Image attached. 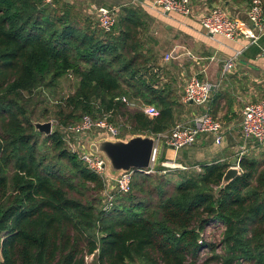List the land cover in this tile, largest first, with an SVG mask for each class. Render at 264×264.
<instances>
[{
  "label": "trees",
  "instance_id": "trees-1",
  "mask_svg": "<svg viewBox=\"0 0 264 264\" xmlns=\"http://www.w3.org/2000/svg\"><path fill=\"white\" fill-rule=\"evenodd\" d=\"M56 1L0 0V264H85L92 253L96 264H264V161L242 157L240 175L224 187L227 163L155 185L136 170L130 192L105 211L103 179L60 131L46 136L56 162L40 152L31 95L68 73L78 84L59 105L63 126L112 110L111 120L125 117L133 134L166 133L176 123L177 100L156 84L140 49L137 11L124 8L105 32L81 25L71 8L59 14ZM209 226L221 229L218 243L199 242Z\"/></svg>",
  "mask_w": 264,
  "mask_h": 264
},
{
  "label": "crops",
  "instance_id": "crops-1",
  "mask_svg": "<svg viewBox=\"0 0 264 264\" xmlns=\"http://www.w3.org/2000/svg\"><path fill=\"white\" fill-rule=\"evenodd\" d=\"M148 1L101 0V4L117 8L118 18L126 7L137 11L140 49L150 60L149 73L158 79L156 84L167 86L172 92L171 98L177 100L175 122H193L197 115L208 110L223 123L221 143L215 141V135L203 133L195 144L175 150L161 139L159 163L174 161L187 166L188 170L200 171L202 165L214 162L235 166L244 156L264 161V144L258 142H249L241 156L243 109L264 97V35L252 43L245 38L229 39L211 34L196 16L153 9L148 6ZM193 2L198 13L217 5L225 7L231 15L247 19L251 0ZM91 14L95 15L92 11ZM172 51V57L166 60L165 56ZM229 59L235 60L234 65L225 71ZM193 74L211 84V98L204 106L183 101L187 79ZM178 170L181 169L169 171Z\"/></svg>",
  "mask_w": 264,
  "mask_h": 264
},
{
  "label": "built area",
  "instance_id": "built-area-1",
  "mask_svg": "<svg viewBox=\"0 0 264 264\" xmlns=\"http://www.w3.org/2000/svg\"><path fill=\"white\" fill-rule=\"evenodd\" d=\"M45 2L52 4L54 0H45ZM147 4L153 9H161L168 13L174 12L185 16L194 15L209 33L223 35L229 39L245 38L252 43H256L264 35L263 0H251L247 8V19L231 15L225 7L217 5L198 13L193 0H149ZM93 10L97 26L100 29L110 32L116 27L118 22L117 8L94 6ZM172 55L173 51L166 55V60L171 58ZM234 61V59H229L225 63L224 70L230 69L234 65ZM68 75L73 77L72 73H68ZM210 98L211 84L202 80L198 74L191 75L186 82L183 101L197 106H204L210 101ZM121 99L129 106L135 105L134 102L129 101L125 96ZM141 109L150 116H156L159 113L157 108L152 105L141 104ZM113 114V110L104 112L97 119L90 114H85L80 121L62 126L60 131L64 143L66 142L69 147L74 148L72 152L78 153L80 159L107 184L108 189L103 193L104 196H107L105 198L107 203L104 206L105 211L113 206L112 196L111 193L108 194V191L116 188L120 194L130 192L132 178L135 173V170H130L121 172L117 176L112 175L108 170L104 156L87 148L86 143L89 140L99 139L102 136L124 139L123 126L121 124L117 125L111 120ZM222 129L223 123L208 110L197 115L193 122H177L169 132L153 135L156 138V145L152 155L151 166L143 171L148 174L154 171L161 139H164L169 147L179 150L195 144L203 133L215 135V141L221 143L223 140ZM241 131L243 140L241 156L244 154L245 146L249 142L264 144V97L258 102L249 103L244 107ZM83 141L87 142L84 144ZM160 165L164 168V172L172 169H189L187 166L174 161H163ZM235 166L240 167V159ZM212 228L213 226H209L207 230ZM206 233L207 231L201 233L200 243L207 241ZM95 256V253L86 255L85 264H92Z\"/></svg>",
  "mask_w": 264,
  "mask_h": 264
},
{
  "label": "rangeland",
  "instance_id": "rangeland-1",
  "mask_svg": "<svg viewBox=\"0 0 264 264\" xmlns=\"http://www.w3.org/2000/svg\"><path fill=\"white\" fill-rule=\"evenodd\" d=\"M71 1H74L71 3ZM98 5V6H105L108 7L106 4L102 5L101 0H57L55 3V9L57 12L60 14L62 11H68L69 13V8H71V13L72 16H76V19L80 22L81 25L84 23H89L93 24V26L97 27V22L93 10L92 5ZM208 31L207 29H205ZM166 57V56H165ZM78 84V78H76L74 75L73 77H70L69 75H66L62 77L61 79L57 80L55 83L52 84H47L43 88L36 90L32 93L31 95V101H29L28 104V110L29 113L34 120V122H48L52 121L53 122V132L54 131H61L62 129V124H60V103L67 98L69 95L73 94L75 92L76 86ZM184 93V92H183ZM175 94V93H174ZM136 105V106H135ZM134 106H131L132 108L138 107L139 103H135ZM96 116V117H95ZM95 116L93 115L94 118H99L101 115L100 113H96ZM117 125H122L123 126V133H124V139H127L130 135H134L132 133V124L126 120L124 117H116L114 121ZM177 123V122H176ZM175 123V124H176ZM69 125V124H67ZM169 132V131H168ZM167 133V132H166ZM85 134V133H83ZM126 135V136H125ZM46 134L41 133L39 137V145H40V152L45 153L48 155V162L49 163H55L56 158L55 155L56 153L52 149V144L50 141L46 139ZM72 136V135H71ZM70 136V137H71ZM87 141H83L85 144ZM87 148H88V143ZM65 147L73 151L74 148H71L67 145L65 142ZM192 170V169H190ZM197 170V169H196ZM182 171H188V170H178V171H166L164 172V168L160 165L158 159L155 164L154 171L149 173V175H152L150 182L153 181V185L157 184L162 177L167 176V175H174L173 181H176L178 179V173ZM146 173V172H145ZM176 173V174H175ZM148 174V173H147ZM161 177V178H160ZM141 178H138L137 181L141 182ZM104 181V180H103ZM105 183V182H104ZM172 184V183H170ZM108 189L107 184L105 183V189L104 191ZM168 191H172V186H167ZM101 192L100 196L103 195L105 192ZM111 193L112 196V204L114 205L115 203L119 202L117 199L118 195H121L118 193L117 189H111L108 191V194ZM133 193H140V191H136L135 188H133ZM105 198L107 196L103 195V201L100 204V207L104 209V206L107 205ZM221 229L219 228H212L210 230H207V241L208 242H219L221 239ZM207 255V252H202V259H204ZM92 264H96L95 259L92 261Z\"/></svg>",
  "mask_w": 264,
  "mask_h": 264
},
{
  "label": "water",
  "instance_id": "water-1",
  "mask_svg": "<svg viewBox=\"0 0 264 264\" xmlns=\"http://www.w3.org/2000/svg\"><path fill=\"white\" fill-rule=\"evenodd\" d=\"M35 129L47 136L53 133V122H34ZM156 138L149 134H134L127 139H113L102 136L88 141V148L94 153L102 154L107 161L109 172L117 176L130 170L143 171L151 166ZM239 166H230L225 172L221 187L229 184L240 175Z\"/></svg>",
  "mask_w": 264,
  "mask_h": 264
}]
</instances>
